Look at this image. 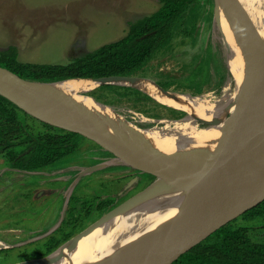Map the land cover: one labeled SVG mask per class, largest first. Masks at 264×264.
Masks as SVG:
<instances>
[{
    "label": "water",
    "instance_id": "obj_1",
    "mask_svg": "<svg viewBox=\"0 0 264 264\" xmlns=\"http://www.w3.org/2000/svg\"><path fill=\"white\" fill-rule=\"evenodd\" d=\"M215 1L217 14L220 0ZM225 5L230 32L226 64L238 86L234 104L224 112L255 108L257 115L245 125L238 139L222 141L214 148L176 149L163 154L125 141L83 108L53 90V84L69 79L54 82L25 79L0 65V95L29 115L77 132L113 154L111 159L78 172L77 179L66 190L61 218L49 232L55 231L65 220L73 190L85 175L113 165H123L156 177L155 182L138 195L72 236L48 255L16 264H69L66 257L73 252L77 254L76 264H171L221 226L264 201V38L247 23V12L241 0H225ZM237 56L235 62L234 57ZM228 60L234 62L235 68L238 64L243 73L241 80L231 71ZM70 79L95 81L97 87L113 84L136 88H139L136 83L148 80L131 76ZM150 82L162 93H175ZM175 108L189 113L186 108ZM186 117L170 123L182 122ZM216 120L213 118L204 122H211L209 125H212ZM31 150H26L21 156ZM220 157L228 160L217 162L215 159ZM159 179L162 183L157 182ZM155 212L170 214L178 219L162 227H154L153 220L147 217L140 224L136 222L140 213ZM132 216L136 225L122 226L116 243L105 250L99 242V234L118 228L121 221Z\"/></svg>",
    "mask_w": 264,
    "mask_h": 264
},
{
    "label": "rangeland",
    "instance_id": "obj_2",
    "mask_svg": "<svg viewBox=\"0 0 264 264\" xmlns=\"http://www.w3.org/2000/svg\"><path fill=\"white\" fill-rule=\"evenodd\" d=\"M216 2L201 0V7L189 26L191 30L188 33L179 31L170 43L155 54L147 75L141 76L149 80L144 82L169 85L165 88L168 91L207 96L212 101L221 99L226 92L235 91V81L229 72L222 43L214 29ZM161 5V0H0V57L14 46L21 62L69 64L105 43L124 37L133 22L153 14ZM201 57L202 62L199 61ZM204 58L209 62L208 68ZM220 63L222 70L218 67ZM195 66L200 74L197 80H202L197 86L191 84L190 75ZM113 86H95L87 95L94 96L97 101L110 106L121 118L141 128L162 127L166 122L179 121L189 114L163 104L154 97V101L136 100L141 96L135 94L131 96L135 99H129L121 94L133 89L147 94L141 90L143 86L139 85L141 89L126 85ZM210 123L204 120L197 122L200 128ZM38 128L44 127L40 124ZM79 141L80 145L75 153L53 166V227L61 218L65 192L77 179L75 171L70 170L66 174L62 172L74 168L80 171L113 157V154L87 137H81ZM7 167L8 159L0 152V264H16L43 258L47 250L43 245L44 241L11 249V245L41 233L45 226L31 223V213H37L38 209L29 201L30 192L20 190L19 182L23 175L9 171ZM130 169L135 170L129 166L113 165L87 174L79 180L72 193V199H77L74 204L76 213L71 215L68 212L62 223L64 225L71 216L78 218L77 223L74 222L75 228L68 230V233L74 236L83 231L156 180L155 176L150 178L147 173L139 176L137 170ZM36 178L38 177L35 176ZM113 193L120 195L114 196ZM101 196L107 199L119 198L120 201L113 208L91 211V206L93 209ZM72 208L70 205V210ZM88 208L90 213L86 214ZM24 214L27 215L26 218L23 217ZM131 222L133 216L125 218L119 225ZM232 222L237 227L248 228L253 241L264 242V217L239 216ZM65 234L59 235L58 239H62Z\"/></svg>",
    "mask_w": 264,
    "mask_h": 264
},
{
    "label": "trees",
    "instance_id": "obj_3",
    "mask_svg": "<svg viewBox=\"0 0 264 264\" xmlns=\"http://www.w3.org/2000/svg\"><path fill=\"white\" fill-rule=\"evenodd\" d=\"M161 3V7L156 12L133 22L124 37L105 43L69 64L21 62L18 59L17 48L11 46L0 57V65L25 79L40 82L70 78L146 76L155 54L170 43L179 31L184 30L188 33L191 30L189 26L192 25V20L201 7V0H161ZM199 61H203L202 57ZM204 62L208 68V60L205 59ZM196 66L190 74L193 82L191 84L195 86L202 82L201 79L197 80L200 74L196 71ZM218 67L222 70L221 63ZM195 79L196 81H193ZM162 87L168 88L169 85ZM94 88L95 85L87 87L86 90L88 92ZM121 94L129 99H135L131 96L136 94L141 96L136 100H153L151 96L138 89ZM40 124L44 128L39 129ZM81 137L85 138L77 132L50 125L29 115L0 95V152L6 155L8 166L29 171L46 170L49 166H54L63 158L75 153L79 148ZM30 148L32 150L28 154L21 156ZM148 175L154 178L153 175ZM113 200L114 198H102L100 200L102 203L97 204L96 207L102 211L108 208ZM76 202L77 199L71 201L73 208L68 209L71 215L76 213L74 210ZM87 213H90L89 208ZM241 216L264 217V201ZM77 221V217L71 216L64 225L61 224L62 226L54 231L53 245L47 249L44 256L70 239L73 234L65 233L74 229V222ZM232 221L211 233L171 264H264V242L253 241L249 236L248 228L237 227ZM63 234H65L63 238L58 239V236Z\"/></svg>",
    "mask_w": 264,
    "mask_h": 264
},
{
    "label": "bare ground",
    "instance_id": "obj_4",
    "mask_svg": "<svg viewBox=\"0 0 264 264\" xmlns=\"http://www.w3.org/2000/svg\"><path fill=\"white\" fill-rule=\"evenodd\" d=\"M247 12L248 24L255 27L261 36L264 38V0H241ZM215 33L221 41L225 55L229 52L228 43H230L229 26L225 0H220V5L215 19ZM257 44V43H256ZM224 55V54H223ZM240 57V56H239ZM234 57V61L236 62ZM229 61V60H228ZM231 71L235 74L238 80L242 79L243 73L238 68L234 67V62L229 61ZM233 79H235L233 77ZM229 80V79H228ZM148 80H142L135 85L163 104L183 107L188 109L189 114L182 122H166L164 126H149L141 128L135 123H130L119 115L108 105L98 102L95 98L87 95L86 88L98 83L85 79H69L63 82H58L52 85L53 90L63 95L76 105L83 108L94 118L104 123L111 132L119 135L125 141L135 142L141 147L158 153L167 154L176 149L194 150V149H209L216 147L219 143L225 140L233 141L238 139L246 124L253 121L257 115L255 108L241 109L236 112H224L229 109L235 102V91H229L224 94L221 99L212 101L207 96L191 97L186 94L162 93L154 85L149 84ZM222 82V81H221ZM139 84V85H138ZM228 91V90H227ZM204 94V93H203ZM125 113V112H124ZM51 116L55 115L50 114ZM229 118L226 121V118ZM216 118L214 124L200 128L197 124L199 120H208ZM128 119V118H127ZM130 119V118H129ZM131 120V119H130ZM148 121V120H147ZM144 122V120H142ZM154 122V121H153ZM217 162H225L228 158H216ZM162 183V180H157ZM179 183V182H177ZM134 217V216H133ZM153 220L154 227H162L172 224L177 221V217L155 212L154 214L140 213L136 218L137 223H141L146 219ZM129 225H136L135 222L119 225L109 231L99 234V242L101 246L108 250L117 241L118 231L122 226L125 228ZM0 244H2L0 240ZM76 252L67 255L66 259L69 264H76ZM28 264H43L42 262H32Z\"/></svg>",
    "mask_w": 264,
    "mask_h": 264
},
{
    "label": "flooded vegetation",
    "instance_id": "obj_5",
    "mask_svg": "<svg viewBox=\"0 0 264 264\" xmlns=\"http://www.w3.org/2000/svg\"><path fill=\"white\" fill-rule=\"evenodd\" d=\"M7 169L9 171L17 172L20 175H23V177L20 179V182H19V185L21 186L20 190L30 192L29 201L33 207H36L38 209L37 213L36 212L31 213V218H30L31 220L30 221H31V223L33 222L34 225L40 224V225L45 226V229L41 233H38L36 235H32L33 237L31 236L27 240H24L18 244H13L11 246V249L23 247V246H26L28 244H30V245L35 244L36 242H42V241H44V243L43 242L42 243L45 246V249H48L49 247H51L53 245V233H54L53 230L51 232H49L50 229H53V192H55V190H53V182H54L53 181V179H54L53 166H49L46 170H43V171L37 170V172H39V173H36V174L35 173H28V172H35V171H29V170H25V169L14 168L11 166L7 167ZM70 170L75 171L76 177H77V174L79 171H77L76 168L64 170L62 172V174L69 173ZM130 171H136V170L130 169ZM41 172H43V173H41ZM136 172L138 173L139 176L144 174V173H140L138 171H136ZM62 174H60V176H63ZM35 176H37L38 178L35 179ZM33 177H34V179H33ZM41 177H43V178H41ZM32 192H33V195H32ZM113 194H115L114 196L119 195V193H117V194L113 193ZM101 197L104 198V196H101ZM102 198H99V199L101 200ZM100 200L97 202V204L102 203V202L100 203ZM71 201H72V195H71V199L69 202V207L71 205ZM119 201H120L119 198L114 199L113 202L110 203V205H108L109 207L106 209L113 208L115 206V204ZM96 205L94 206V208L91 211L98 209L96 207ZM69 207H68V209H69ZM67 213H68V211H67ZM23 217L26 218L27 215L24 214ZM32 217H34V218H32ZM67 234H68V232H67ZM14 245H18V246H14ZM52 251H50V253Z\"/></svg>",
    "mask_w": 264,
    "mask_h": 264
}]
</instances>
